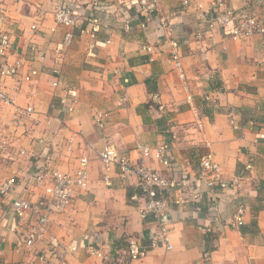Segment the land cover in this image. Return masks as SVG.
<instances>
[{"label": "crops", "instance_id": "0c3cea01", "mask_svg": "<svg viewBox=\"0 0 264 264\" xmlns=\"http://www.w3.org/2000/svg\"><path fill=\"white\" fill-rule=\"evenodd\" d=\"M58 1L0 0V39L13 44L8 57L0 56V83L14 94L16 105L36 109L15 120L13 106H5L6 123H0V186L16 179L8 196L0 191L1 259L7 264H264V33L235 40L229 28H209L200 12L215 15L214 0H187L189 6L186 0H159L152 14L142 12L137 0H75L79 21L72 43L64 46L70 28L55 26ZM225 2L264 19V0ZM95 17L101 22L94 29L97 37L81 35V28H93ZM173 39L181 43L186 83L169 60ZM34 43L44 59H32ZM18 59L24 65L14 76L4 75V65ZM31 68L38 75L27 82L23 76ZM56 78L61 87L52 86ZM215 86L221 87L214 94L216 105L205 100ZM62 96L77 100V110L69 112ZM99 110L109 113L102 129L93 117ZM106 142L133 159L139 157L138 142L168 145L169 166L155 157L148 164L179 187L185 181L184 192L201 194L194 207L171 202L172 249L148 247L141 260L123 255L127 235L149 246L147 235L157 228L152 218L140 217L143 200H132L142 194L135 176L122 178L114 167L105 181L98 152ZM208 153L224 179L240 177L237 189L211 191L201 182L198 168ZM84 155L90 160L88 186L77 190L75 203L53 219L46 236L59 241L63 256L49 251L47 239L27 247L26 233L37 213L17 216L13 200L35 203L42 191L33 182L39 168L74 173ZM174 195V190L160 192L168 199ZM240 204L244 224L237 227L230 220Z\"/></svg>", "mask_w": 264, "mask_h": 264}, {"label": "built area", "instance_id": "2783aa9c", "mask_svg": "<svg viewBox=\"0 0 264 264\" xmlns=\"http://www.w3.org/2000/svg\"><path fill=\"white\" fill-rule=\"evenodd\" d=\"M137 2L139 3L140 10L146 14H152L159 4V0H137ZM75 3V0H59L55 4L53 10L55 26L70 28L65 34L63 40L64 46L70 45L75 37V28L79 21V14L76 12ZM189 5L190 2L186 0L184 6ZM198 7L202 8L201 5H198ZM211 7V9L215 11V15H213L214 12L211 13L210 10L200 12V16L203 20L207 21L209 28L213 29L218 26L229 28L230 37L235 40H244L255 34L264 33V19L254 12L238 11L233 7L227 6L225 0H214ZM211 15L213 16L211 17ZM91 22L93 28L90 30L81 28L80 33L81 35L90 33L92 38H96L97 34L94 29L99 27L101 22L97 17L92 18ZM35 28H37V26L33 25L32 29ZM127 28H129L128 25ZM180 46L181 43L178 39L170 41L171 51L169 60L174 70L178 72L180 78L186 83L187 74L182 62ZM12 47L13 44L9 39L1 38L0 56L8 57ZM144 48L149 52H152L154 49L150 45H146ZM30 52L33 60H42L45 58L44 53L35 43L30 45ZM22 65H24L22 59L16 60L13 64L7 62L4 65L2 73L7 76H14L16 70H19L18 67ZM54 71L57 74L60 72L59 69H55ZM36 75H38V70L31 68L25 73L23 80L30 82ZM51 84L53 87L58 88L62 86V81L56 78ZM220 89L221 87L215 86L212 92L205 96V100L214 105L218 104V98L214 94ZM121 100L126 101V95H124ZM76 102L77 100H72V102H70L66 96L61 97V103L67 104L69 112L77 110ZM5 106H13V114L16 117L15 120L19 117L31 116L36 110L32 104L24 108L16 105L14 94L7 86L0 83V123H6L3 115ZM93 117L97 127L102 129L107 123L109 113L99 110L94 113ZM231 123L234 127H238V124L233 118H231ZM249 123L252 126L256 125L254 119H250ZM6 142L7 139L4 140L2 146H4ZM136 146L139 152V157L137 159H133L131 156L121 153L116 146L108 142L104 143L98 152L99 160L103 166L105 181H110V172L114 167L119 168L122 178L135 176L138 179V185L142 190V194L141 196H132V200H143L140 207V217L143 220L152 218L157 228L152 229L147 235L149 246L145 245L142 238L139 236L133 234L127 235L126 239L128 245L123 251V255L129 260H141L145 258L148 254V247L157 248L159 246H166L167 249H172L173 245L170 242V230L167 226L168 214L172 208L171 202L179 205L188 203L191 207H194L201 198L199 192L193 190L184 192L182 187L188 185L185 181H182V183H180L182 187H179V184L177 185L175 180L169 178L162 170H158L148 164V159L155 157L159 162L169 166L170 158L169 154H167L168 145L162 144L157 147H152L148 144L138 142ZM89 161V157L86 155L80 157L78 167L74 173H66L55 166L39 168L33 178L34 184L42 190L39 199L35 203L24 198L13 200L12 209L17 216L23 218L32 211L37 213V217L29 224L26 233L24 241L27 247H32L39 240L47 239L46 236L49 233V226L53 219L65 212L75 203L78 189H84L88 186L90 178ZM252 167L253 165L251 162L245 166L248 170ZM198 176L201 182L211 191H214L217 186L221 190H235L240 186V177L238 176L231 180L223 178L221 166L213 158L212 153H208L201 158ZM15 184V177L7 178L0 186L2 196H8L13 191ZM165 190H174L175 195L173 197L171 196L169 199L160 196V192ZM170 195H173V192ZM211 209L215 210L216 207H212ZM244 213L245 206L240 204L230 222L234 226H242L244 224ZM47 240L50 242L49 251L56 254L57 257H62L63 254L60 250L59 241L53 236H49ZM70 249L72 251L76 250L77 245L72 243ZM94 253L103 255L97 250H95ZM1 256H3V251L0 249V264H7L1 259ZM206 264L212 263L206 262Z\"/></svg>", "mask_w": 264, "mask_h": 264}]
</instances>
